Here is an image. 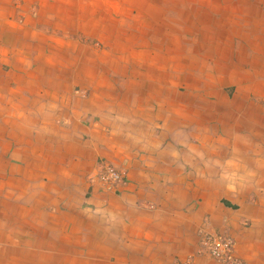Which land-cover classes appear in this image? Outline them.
Wrapping results in <instances>:
<instances>
[{"label":"crops","instance_id":"crops-1","mask_svg":"<svg viewBox=\"0 0 264 264\" xmlns=\"http://www.w3.org/2000/svg\"><path fill=\"white\" fill-rule=\"evenodd\" d=\"M202 230L264 264V0H0V264H218Z\"/></svg>","mask_w":264,"mask_h":264},{"label":"built area","instance_id":"built-area-1","mask_svg":"<svg viewBox=\"0 0 264 264\" xmlns=\"http://www.w3.org/2000/svg\"><path fill=\"white\" fill-rule=\"evenodd\" d=\"M124 174L107 162H101L97 173L92 177L93 182L98 183L100 188L107 192L115 191L124 183ZM200 243L203 252L218 264H243L234 255V243L231 237L211 233L200 232ZM183 264H193L191 260Z\"/></svg>","mask_w":264,"mask_h":264}]
</instances>
